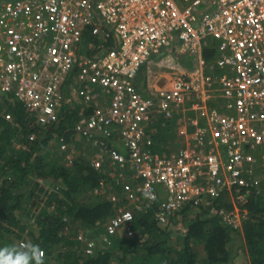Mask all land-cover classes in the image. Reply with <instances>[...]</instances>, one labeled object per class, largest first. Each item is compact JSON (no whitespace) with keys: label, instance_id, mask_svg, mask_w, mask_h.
Segmentation results:
<instances>
[{"label":"built area","instance_id":"2783aa9c","mask_svg":"<svg viewBox=\"0 0 264 264\" xmlns=\"http://www.w3.org/2000/svg\"><path fill=\"white\" fill-rule=\"evenodd\" d=\"M210 39L218 41L211 65L203 55ZM173 53L191 68L167 86L136 85L143 65ZM0 92L41 124L60 122L64 104H83L74 130L95 169L113 167L101 182L116 205L104 224L108 246L133 236L137 211L153 207L163 227L190 207L241 229L250 191L264 194V0H0ZM175 113L180 145L154 150L155 124ZM0 118L13 120L1 101ZM70 146L60 150L73 164ZM223 195L233 208L217 206ZM78 238L93 254L97 239Z\"/></svg>","mask_w":264,"mask_h":264},{"label":"trees","instance_id":"16d2710c","mask_svg":"<svg viewBox=\"0 0 264 264\" xmlns=\"http://www.w3.org/2000/svg\"><path fill=\"white\" fill-rule=\"evenodd\" d=\"M203 55L209 65L213 64L218 41L210 39ZM214 72L221 74L219 68ZM0 101L13 114L11 121L0 118L4 173L0 183V246L15 244L16 240L18 245L37 244L45 252V264H232L237 254L233 242L241 234L250 263L264 264V194L254 190L242 205L247 214L241 229L229 226L209 208L187 207L181 212L187 232L183 244L176 246L170 243L169 226L156 222L153 207L137 211L133 236H113L110 246L101 242L104 224L116 212L115 203L109 199L111 190L101 188V182L112 177L105 173L108 165L98 170L91 165V158H79L68 166L59 162L66 155L61 150L63 156L54 160L45 155L56 147L60 149L63 141L71 144L78 135L74 127L83 104H64L60 122L41 124L36 112L13 94L0 92ZM181 116L175 113L171 119L163 117L155 124L154 150L167 151L161 145L166 146L172 138ZM95 189L103 192L95 194ZM216 204L233 208L227 195L219 197ZM172 221L178 223L175 217ZM81 233L97 239L93 254L86 253L85 244L78 238ZM196 245L204 249L201 260Z\"/></svg>","mask_w":264,"mask_h":264},{"label":"rangeland","instance_id":"374dc122","mask_svg":"<svg viewBox=\"0 0 264 264\" xmlns=\"http://www.w3.org/2000/svg\"><path fill=\"white\" fill-rule=\"evenodd\" d=\"M163 57H165V58H159L160 61L157 62L155 65L144 66L145 68L141 71V74H140L141 80H140L139 84H141V87L145 88L148 86V84H150L151 86L154 85V86H158V87L159 86H167V82L170 80L171 76L173 77L180 70H183V69L189 67L188 64H186L187 62H185L186 61L185 56L173 53V54H171V56H163ZM177 131H178V125L176 127V131L173 134L172 138L169 139L170 144L176 143L177 145H180L181 138H178L179 135H178ZM35 137L36 136L34 135L33 138H35ZM70 147L72 149V156H73L74 160L79 159V158H92L94 156L91 146L78 135H74ZM45 155H46V157H48L51 160H54V159H57L58 157L60 158V156L61 157L63 156L62 152L60 151V149L58 147L46 152ZM59 162L62 164L64 163L65 165H68V166L72 165L67 160L66 155H64L63 158H61V160ZM105 163L108 166L110 164V163H108V161H106ZM105 173H108L109 175L113 174V170L107 168V169H105ZM88 196L86 195V198ZM24 214H25L24 217L26 219L27 218L26 213H24ZM184 227H186L184 220H181L179 223L172 224L169 226V229L171 230V235H170V243L171 244L176 245V246H181L183 244V240H184V236H185V233L183 232ZM119 235H125V234H119ZM102 236L100 238L101 242H105L106 240H105L104 236L103 237ZM17 241L18 240L14 241L16 245H18ZM111 244H112V242H111ZM233 245L236 248L237 254H236V257H235L234 261L232 262V264H251L250 263V257L247 253V249H246V246L244 243V238L241 234L236 236V238L233 242ZM196 250L199 254V259L201 260L205 256V252H204L202 245H196ZM57 254L58 253H55V256H57ZM62 263L63 262L60 261V262H53L52 264H62ZM200 264H201V262H200Z\"/></svg>","mask_w":264,"mask_h":264},{"label":"clouds","instance_id":"9594fccd","mask_svg":"<svg viewBox=\"0 0 264 264\" xmlns=\"http://www.w3.org/2000/svg\"><path fill=\"white\" fill-rule=\"evenodd\" d=\"M146 199L155 200L151 191H145ZM131 220V215L126 216ZM0 264H45V252L39 245L33 243H22L20 245L7 244L0 246Z\"/></svg>","mask_w":264,"mask_h":264},{"label":"crops","instance_id":"0c3cea01","mask_svg":"<svg viewBox=\"0 0 264 264\" xmlns=\"http://www.w3.org/2000/svg\"><path fill=\"white\" fill-rule=\"evenodd\" d=\"M185 60H186L185 62H187L186 64H188V66L191 68V62H190V59H189V58H186ZM159 61H160L159 57H156V58H153L150 62H147V64L143 65L142 69H141L140 72L138 73V75H137V77H136V80H135L137 86L141 87V84H139V83H140V80H141V78H140L141 75H140V74H141V71L145 68L144 66H146V65H147V66H149V65H155V64H156L157 62H159ZM183 65H184V64H183ZM190 68L187 67V68H185V69H190ZM169 76H170V75H169ZM171 78H172V76H171ZM171 78H170V80H171ZM170 80L167 82V85L170 83ZM149 85H150V84H148L147 87L158 88V86H154V85H152V86H153V87H152L151 85H150V86H149ZM147 87H145V88H147ZM159 87H160V86H159ZM143 88H144V87H143ZM188 115L194 117V116H195V112H193V111H189V112H188ZM179 120H180V118H179ZM179 120H178V121H179ZM178 127H179V126H178ZM156 130H157V128H156ZM175 131H176V129H175ZM177 132H178V131H177ZM178 135H179V134H178ZM178 138H181V137L179 136ZM169 141H170V140H169ZM169 141H168V143H169ZM168 143H167V144H168ZM167 144H166V145H167ZM164 145H165V144H164Z\"/></svg>","mask_w":264,"mask_h":264}]
</instances>
